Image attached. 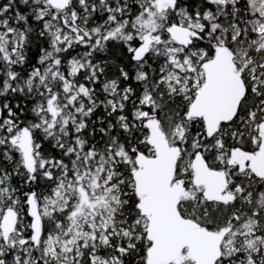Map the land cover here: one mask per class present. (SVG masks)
<instances>
[{
  "label": "snow or ice",
  "instance_id": "6c2138e0",
  "mask_svg": "<svg viewBox=\"0 0 264 264\" xmlns=\"http://www.w3.org/2000/svg\"><path fill=\"white\" fill-rule=\"evenodd\" d=\"M0 264H264V0H0Z\"/></svg>",
  "mask_w": 264,
  "mask_h": 264
}]
</instances>
